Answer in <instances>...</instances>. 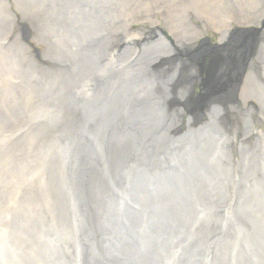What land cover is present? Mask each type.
<instances>
[{"label":"bare ground","instance_id":"6f19581e","mask_svg":"<svg viewBox=\"0 0 264 264\" xmlns=\"http://www.w3.org/2000/svg\"><path fill=\"white\" fill-rule=\"evenodd\" d=\"M46 1L49 8L41 11L42 15L38 11L31 16L23 10L26 14L22 23L26 43L23 50L26 48L30 54L25 68L28 76L34 77V88L50 94L44 110L48 111L50 101L55 107L53 116L49 114L51 110L45 115L47 120L51 118L49 132L52 134L47 137L40 131L37 134L40 141L45 140L43 151L51 157L42 193L46 200H52L46 204L50 211L53 206L55 209V204L59 207L52 213L55 227L64 235V243L55 251L53 243L44 238L46 233L41 221L23 214L31 231L34 228L35 234L30 236L40 235L45 240L42 246L38 241L25 263L99 264L90 249L84 250L82 243L73 242L86 230L71 226L75 220L71 221L70 217L81 216L85 223L92 220V226L98 220L99 229L106 232L107 238L100 242L109 264H255V260L257 264H264V31H255L256 38L254 32L248 35L247 29L238 33L219 26V43L204 37L200 46L190 49L188 43L194 39L193 35H184L175 43L161 30L171 45L153 32L136 49L128 43L129 25L120 15L108 14L106 0ZM256 7L262 13L264 0H257ZM2 9L9 10L5 6ZM253 23L263 25L261 20ZM199 28L205 35L204 29ZM238 38H250L243 51L244 58L240 57L242 52L237 47H232ZM158 59H162L161 63L153 67ZM207 64H220V71L229 79L238 78L239 72H243L242 81L239 85H230L228 95L240 96L232 103L247 111L249 117L242 134L246 138L258 134L255 142L238 137L233 123L225 127L220 121V127L215 118L219 113L222 115L221 101L217 98L207 106L201 102L200 110L205 113L201 112L198 129L192 128L191 121L185 124L179 121L185 113L175 106L183 108V104L178 105V100L172 97L170 86L179 80L174 89H179L180 97L183 94L189 97L190 91L196 88L192 80L202 79ZM179 74L183 75L181 80ZM256 104L261 110L255 121ZM169 122L175 126L184 124L189 132L207 137L205 144L201 143L205 149L200 154L187 156L194 169L189 175H186L188 165H181L179 160L169 164L170 168L167 162L151 163V147L164 135ZM253 122L262 126L260 133ZM220 140L225 141L226 147L236 140L241 156L231 153L232 157L228 158ZM105 141L111 145L106 142L107 146L103 147ZM109 145L118 156L113 149L110 154ZM134 155L132 163L129 159ZM205 158L208 159L201 162ZM81 159L78 171H72L70 167L75 170ZM104 161L113 183H109L98 166ZM147 163L155 165L150 173L145 169ZM126 168L134 171L133 174L124 171ZM196 168L210 175L203 176ZM171 169L173 179H169L173 183L169 184L166 173ZM239 171L248 174L244 181ZM127 175L132 176L130 185ZM122 177L128 189L118 187V179ZM242 183L235 221L226 222L217 231L209 225L213 212L208 214V205L214 206L218 198L227 197L226 192L233 193ZM27 201L26 207L30 203ZM26 207L19 213H29ZM121 229L126 230L125 238L119 235ZM173 232L171 239L162 238ZM142 238L145 241L139 244ZM187 239L191 241L188 244L192 251L184 256L185 249H180L179 242ZM25 242L33 244L29 239ZM121 242H127L128 246L124 248ZM217 242L221 243L211 246Z\"/></svg>","mask_w":264,"mask_h":264},{"label":"rangeland","instance_id":"374dc122","mask_svg":"<svg viewBox=\"0 0 264 264\" xmlns=\"http://www.w3.org/2000/svg\"><path fill=\"white\" fill-rule=\"evenodd\" d=\"M28 2L0 0V197H2L0 199V264H26L25 259L38 244V241L40 246L44 244L42 241L44 239L40 235L37 234L38 238L30 236V234H35L32 232L34 228L32 227L31 231V225L23 214H27L35 221H41L46 233L44 238L49 243H53L54 248L56 247L55 251L60 249L59 237L61 234L55 227L54 220L56 219L52 213L59 207L55 204V209L53 206L50 211L46 204L47 202L51 203L52 200H46L47 198L42 193V187L49 173L51 157L43 151V149L46 150L43 146L45 140L40 141V136L37 134L38 131L46 137L52 134L49 132V119L51 118L49 116L47 120L45 115L51 110L49 114L53 116L55 107L54 103L50 101L48 111L44 110L50 99V94L44 89H35L34 77L27 74L25 65L30 61L28 58L30 54L26 48L23 50L26 43L22 32V23H24L26 15L23 10L29 11L33 16L38 11L41 13V11L48 10L49 3L46 0H29ZM106 3L104 6L105 9L107 8L108 14L120 15L129 25L127 27L128 43L135 46L136 49L137 46L145 44L146 40L153 36V32L157 36L163 37L171 45V41L161 30L165 31L175 43H178L184 35H193L194 39L189 41V47L186 46L190 49L200 46L204 37L219 43L221 39L219 26L227 31L238 33L247 29L248 35L254 32L255 37L258 36L255 31H261V29L264 31V11L262 13L259 12L260 10L257 11V0H106ZM4 6L9 10L4 12L2 9ZM256 20H261L263 25H254L253 21ZM199 27L204 29L205 35L200 33ZM197 28L199 29L197 30ZM241 39L238 38L237 43L233 42L232 47L234 49L237 47L238 52H242L240 57L244 58L243 51L248 46L250 38L245 39L246 41ZM30 42L35 45L33 39H30ZM39 47L42 50L47 49L45 46ZM225 57L227 58V56ZM161 61L162 59H158L153 67H158ZM182 76L179 74L178 78L181 80ZM207 77V74L202 72V79L199 82L192 80L196 84L194 85L196 88L193 92L190 91L189 97L186 94L180 97L179 89H174L179 80L170 86L172 97L174 96L175 101L178 100V105L183 104L184 109L175 106L184 110L185 113L179 121L184 124L191 121V126L194 129L198 127L201 112L202 115L205 113L200 110V104L206 93L214 90L218 92L223 87L216 86L205 89L204 83ZM243 77V72H239L238 78H230L228 83L231 82V85L238 83L239 85ZM222 84L224 85V82ZM171 88L174 90L171 91ZM228 94V89L218 93L216 98L221 101L219 107L222 110V115L219 113L215 118L219 124L221 121L225 127L233 123L234 133L238 137L255 142L258 134L248 138L242 134L249 117L247 118V111H242L238 104L232 103V100L240 96L238 93H232L230 95L238 97L231 98ZM209 102L204 105L207 106ZM256 107L257 112H253L255 121L261 110L259 104H256ZM253 123L254 126H258V133H260L262 126L259 125V122ZM184 124L174 127L173 131L181 132L177 136L184 135L188 131ZM238 148L235 140L230 146L224 148L227 149L228 155L226 154V156L231 158L237 153L239 154L237 156H241ZM231 153H233L232 156ZM231 175H234L232 171ZM26 199L30 201L27 207ZM24 207L26 210L29 209V213L20 214V210H23ZM44 208L46 211L43 210ZM28 239L33 244H27L25 241Z\"/></svg>","mask_w":264,"mask_h":264},{"label":"water","instance_id":"95a60500","mask_svg":"<svg viewBox=\"0 0 264 264\" xmlns=\"http://www.w3.org/2000/svg\"><path fill=\"white\" fill-rule=\"evenodd\" d=\"M203 73H206L207 74V79L204 83V86H205V89L207 88H212V87H216V86H223L218 92H216L217 90H214L212 92H207L205 97L203 98V104L207 103L208 101H211L212 99L216 98L218 96V93L220 92H224L226 91L227 89H229L230 85H231V82L228 83V76H226V73H222L220 71V64L218 65H215V66H211L209 64H207L205 67H204V70H203ZM226 79V80H225ZM222 82H224V85L222 84ZM222 84V85H221ZM215 85V86H214ZM174 123L172 122H169L168 125H167V130L166 132L164 133L163 136L161 137H158L156 139V141H154V147H151L152 149L150 150V154H151V163L152 161H155L156 163H158L159 165L161 164V161L162 162H167L168 164V168H170L172 165H169V164H173L175 161L179 160L181 161V165H188L187 167V172H186V175H189V173L191 174L192 170H194L192 168L190 164V158H191V154L192 155H198V153L200 154L201 151H203L204 149L201 147V143L205 144L206 142V138L204 135L200 134L198 132L197 133H191L189 131H187L184 135H181V136H177L179 134H177L175 131H173L175 125ZM198 129V127L196 128ZM159 134V132H158ZM157 135V134H156ZM155 135V137H156ZM111 137H114V135L111 133ZM107 141L104 142L103 144V147H106L107 144H106ZM188 142H191V145H188L187 143ZM222 142L221 144L224 145L225 144V141H221ZM224 142V143H223ZM108 143V142H107ZM110 144V142L108 143ZM111 145V144H110ZM109 145V146H110ZM198 147V149H197ZM226 146L224 145L222 148H225ZM112 149L113 151L116 152L117 156H118V153L117 151L115 150V148L111 147L109 148V152L110 154H112ZM262 153V152H261ZM131 155V154H129ZM162 155V156H160ZM187 156H190V158L187 159ZM134 158H135V155L133 156V158H130L129 160H132V163L134 161ZM173 158V159H171ZM208 158H205L203 161L201 162H204L205 160H207ZM136 160V159H135ZM82 159L80 160L78 166H76V169L74 170L73 169V166L70 167V169L72 171H78V167L79 165H81ZM201 162H199V164H202ZM72 164V163H71ZM107 164V162H103V163H100V165L98 166H101L100 169L103 173V175H105L106 177H108L109 179V183H113L114 180H112V178H110V176H108L107 174L110 175V172L106 170V167L105 165ZM148 165H145V169H147V171L150 173L151 170L154 168L155 169V165H150V163H147ZM191 166V167H190ZM244 167V165H243ZM207 168L204 167V169ZM196 170H198L201 175L203 176H207V175H210L207 171H203V170H200L198 168H196ZM244 170V169H243ZM126 172H128L129 174H133L134 171H130L126 168V170H124ZM173 172V169L169 170L168 173H166V179L167 181H169V184L173 183V178H172V175L171 173ZM156 172L154 171L153 174H155ZM240 173V179L244 181V176L248 175V174H245L244 175V172L242 171H239ZM238 174V173H237ZM131 175H127L126 178L127 180L129 181V184L131 183ZM172 178V179H169V178ZM134 179H136L135 176H133ZM131 180V181H130ZM165 180V181H166ZM118 182H119V186L120 188H126L128 189V185H125L124 182H123V177H122V180L119 178L118 179ZM167 183V182H166ZM242 186H243V183L239 186L236 187L235 191L233 193H229V192H226L228 193V196L227 197H221V198H218V201H215L214 203V206H209V209H208V214H210L211 212H213V216L210 217V222H209V225L213 228H215L217 231H220L219 230V227H224L226 222H230L231 223V220L232 221H235V216L238 212V208L239 207V198L241 197L243 191L241 190L242 189ZM244 190V189H243ZM242 191V192H241ZM241 193V195H240ZM115 195V192L113 193L112 196ZM95 200V198H93ZM74 201V198L72 199ZM92 208V206H91ZM91 209H89L90 211ZM215 210V212L213 211ZM236 210V211H235ZM95 214H97V212L95 210H93ZM235 212V214H234ZM218 213H223L222 215H217ZM70 216H73L70 215ZM88 216L90 219H91V216L89 215H86ZM106 217V215H105ZM104 217V219H105ZM103 219V220H104ZM70 220L73 221L72 222V225L74 228L78 229L79 231L81 230H86L85 232H82L79 234L80 238L79 237H75V239L73 240V242L75 244H81V247L84 248H87V249H90L92 253H94L95 257H96V261L99 262V264H109L108 263V260H107V252L103 249L101 250V247H102V241L103 239L107 238V234L106 232H104L102 229L100 230L99 229V224H98V220H94V224L92 226V220H88V222L85 223V218L84 217H81V216H73V217H70ZM125 225H120V227H124ZM101 227H104V226H101ZM98 228V229H97ZM126 233V230H123L121 229V232H119V235L120 236H123L124 234ZM174 233H168L169 235L171 236H167V235H163V237H166V238H170L172 236H174ZM183 233V232H182ZM219 234L221 232H218ZM60 237H59V245L61 246L62 243H64V235H62V233L60 232ZM112 235L110 234V237ZM118 236V233L115 232V237L114 239H116ZM63 237V239L61 240L60 238ZM86 237L87 238V241H86ZM125 238V236H123ZM177 238L178 237H181V235H177L176 236ZM145 241L144 238L140 239L138 241L139 244H142L143 242ZM189 239L183 241V242H179V244H181V248L180 249H185V252L183 253V255H188V253L190 251H192L190 245L188 244L189 243ZM160 242V241H159ZM191 242V241H190ZM221 243V242H220ZM220 243H216V244H213L211 245L212 247H214L215 245H218ZM164 245L167 244L169 245L170 243H163ZM106 245V244H105ZM121 245L125 248L128 246V243L127 242H121ZM160 246V244L158 245ZM62 247V246H61ZM60 247V248H61ZM62 250V249H61ZM182 250H181V253H182ZM65 254V252H64ZM250 256H254L252 254H249ZM255 264H257V261L255 260Z\"/></svg>","mask_w":264,"mask_h":264}]
</instances>
